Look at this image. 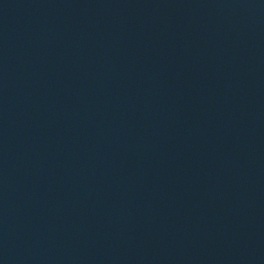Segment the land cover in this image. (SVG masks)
<instances>
[{
	"label": "water",
	"instance_id": "95a60500",
	"mask_svg": "<svg viewBox=\"0 0 264 264\" xmlns=\"http://www.w3.org/2000/svg\"><path fill=\"white\" fill-rule=\"evenodd\" d=\"M0 264H264V0H0Z\"/></svg>",
	"mask_w": 264,
	"mask_h": 264
}]
</instances>
